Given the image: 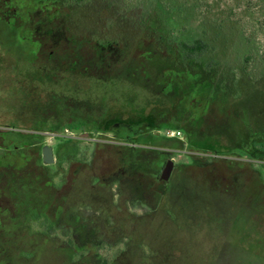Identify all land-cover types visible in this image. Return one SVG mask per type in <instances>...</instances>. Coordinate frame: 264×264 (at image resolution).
<instances>
[{"label": "rangeland", "instance_id": "rangeland-1", "mask_svg": "<svg viewBox=\"0 0 264 264\" xmlns=\"http://www.w3.org/2000/svg\"><path fill=\"white\" fill-rule=\"evenodd\" d=\"M0 264H264V0H0Z\"/></svg>", "mask_w": 264, "mask_h": 264}, {"label": "water", "instance_id": "water-1", "mask_svg": "<svg viewBox=\"0 0 264 264\" xmlns=\"http://www.w3.org/2000/svg\"><path fill=\"white\" fill-rule=\"evenodd\" d=\"M77 132H79V131H74V133H77ZM43 161L47 165L54 164L55 159H54V153H53V149L52 148L45 147L43 149ZM172 168H173L172 162H168L167 167H166V169L164 171L163 180H168L169 179V176H170V173L172 171Z\"/></svg>", "mask_w": 264, "mask_h": 264}, {"label": "trees", "instance_id": "trees-1", "mask_svg": "<svg viewBox=\"0 0 264 264\" xmlns=\"http://www.w3.org/2000/svg\"><path fill=\"white\" fill-rule=\"evenodd\" d=\"M183 49L193 57L197 53L202 54L206 51V45L201 41H197L193 46L183 45Z\"/></svg>", "mask_w": 264, "mask_h": 264}, {"label": "flooded vegetation", "instance_id": "flooded-vegetation-1", "mask_svg": "<svg viewBox=\"0 0 264 264\" xmlns=\"http://www.w3.org/2000/svg\"><path fill=\"white\" fill-rule=\"evenodd\" d=\"M74 131H79V132H77V133H80V132H81L80 130H73V132H74ZM167 164H168V162H165V163H164L162 170H165V169H166Z\"/></svg>", "mask_w": 264, "mask_h": 264}, {"label": "built area", "instance_id": "built-area-1", "mask_svg": "<svg viewBox=\"0 0 264 264\" xmlns=\"http://www.w3.org/2000/svg\"><path fill=\"white\" fill-rule=\"evenodd\" d=\"M173 136V135H172Z\"/></svg>", "mask_w": 264, "mask_h": 264}]
</instances>
